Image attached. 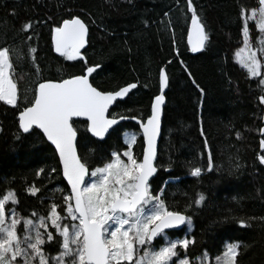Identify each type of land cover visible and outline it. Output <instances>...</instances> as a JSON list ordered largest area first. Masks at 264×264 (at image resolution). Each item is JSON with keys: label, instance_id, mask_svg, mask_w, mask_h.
I'll use <instances>...</instances> for the list:
<instances>
[{"label": "trees", "instance_id": "obj_1", "mask_svg": "<svg viewBox=\"0 0 264 264\" xmlns=\"http://www.w3.org/2000/svg\"><path fill=\"white\" fill-rule=\"evenodd\" d=\"M193 5L209 34L205 49L196 53L190 51L187 41L191 24L187 0H0V47L14 50V78L20 93L17 108L0 101V198L14 191L19 201L16 211L23 217H46L53 203L66 217L63 197L69 195V189L55 150L38 129L29 134L19 128L18 114L29 106L38 82L82 75L86 67L99 63L101 68L90 76L99 90L137 84L128 97L110 108L109 117L115 113L145 120L159 92V71L164 68L169 86L157 146L158 171L151 181L154 194L165 187L167 203L180 211L197 193L205 195L204 205L187 208L186 214L193 217L188 236L196 240L190 256L207 251L208 264H212L227 243L241 241L251 247L239 257V264H264V165L258 159L264 155L260 148L264 134L259 131L264 128V104L259 102L264 92L257 86L259 78H249L235 57L243 42L241 6L250 10L258 2L193 0ZM70 16H79L89 27L88 43L81 51L87 64L79 59L68 61L53 50L50 29ZM29 20L32 29L19 32ZM249 27L253 47H258L260 33L255 22ZM30 46L37 49L35 54H29ZM33 55L41 69L39 75ZM73 121L78 130L77 152L90 172L110 161L113 151L127 149V131L136 132L133 151L141 157L143 141L137 123L122 121L114 126L116 131L98 140L86 131L85 120ZM205 140L209 149L204 147ZM209 151L212 171L207 170ZM194 166L204 169L198 178L189 175ZM42 168L45 171L37 176ZM32 185L40 189L36 196L27 191ZM225 215L243 218L250 227L241 228L235 221L219 223ZM184 230L168 234L180 237ZM52 233L56 235L55 230ZM160 242L157 238L154 244ZM45 250L55 256L59 244Z\"/></svg>", "mask_w": 264, "mask_h": 264}, {"label": "snow or ice", "instance_id": "obj_2", "mask_svg": "<svg viewBox=\"0 0 264 264\" xmlns=\"http://www.w3.org/2000/svg\"><path fill=\"white\" fill-rule=\"evenodd\" d=\"M128 2L132 3V0ZM257 2L258 7L250 10L241 6L243 46L235 55L249 78H259L257 86L264 92V63L258 58L264 57V0ZM187 10L191 12L187 33L189 49L193 53L200 52L209 42V34L196 12L193 0H187ZM250 22H255L260 33L258 47L255 48L250 35ZM32 27L29 20L22 23L18 31L26 34ZM50 35L53 50L61 57L68 61L84 60L87 64L81 50L88 43L89 27L83 19L79 16L63 19L51 27ZM31 38L29 36L28 40ZM13 51L9 47H0V101L17 108L20 93L14 78ZM28 52L35 54L37 49L30 46ZM20 58L17 53V59ZM32 63L39 75L41 69L34 55ZM100 68L101 64L97 63L86 67L82 75H72L59 81L46 79L38 82L29 106L19 112V128L23 133L30 134L34 128L39 129L47 141L55 146L63 177L70 185L71 192L63 197L66 217L59 214L55 203L51 205L46 217H23L16 211L19 201L14 191L0 198V264H208L207 251L195 257L189 255L190 248L196 245L194 237L189 238L186 234L182 239L173 240L167 231L186 225L190 233L193 217L186 214L187 208L204 205L205 195L197 193L187 208L180 211L173 210L167 203L165 187L155 194L152 188V178L158 171L155 162L161 107L165 103L163 93L169 86L166 70L161 68L159 71L161 94L154 97L151 114L144 121L137 120L134 115L117 117L115 113L109 118L110 108L128 97L137 88V84L129 83L114 91L99 90L93 86L89 77ZM192 82L196 84L195 80ZM196 87L199 88V85ZM200 91L203 96V89ZM259 102L264 104V94L259 97ZM74 117H85L86 131L101 140L116 131L114 126H118L120 121L137 120L143 135L142 159L133 151L137 143L136 134L126 133L124 142L127 149L122 154L113 151L110 161L89 173L87 162L77 153L78 130L73 126ZM259 131L264 134V128ZM201 135H205L203 129ZM16 139L20 140V137ZM204 147L209 149L207 140ZM260 148L264 149V139L260 140ZM258 159L264 165V155ZM188 163L191 164V161ZM213 168V156L209 151L207 170L212 171ZM235 168L239 170L240 165L237 164ZM44 171L43 168L39 169L36 175L40 176ZM203 171L199 166L190 167L189 175L198 178ZM229 175H232L231 171ZM88 176L91 182L86 179ZM27 191L36 196L40 189L32 185ZM9 203L11 208L7 207ZM31 215L37 216L35 212ZM67 218H71L72 222L67 223ZM230 221H235L241 228L250 227L245 219L230 215H225L219 223ZM49 222L56 235L48 231ZM157 238L164 240L158 249L154 246ZM53 243L59 244V251L57 255L50 256L45 248ZM250 247L241 241L229 242L223 252L215 257V264H239V257Z\"/></svg>", "mask_w": 264, "mask_h": 264}, {"label": "water", "instance_id": "obj_3", "mask_svg": "<svg viewBox=\"0 0 264 264\" xmlns=\"http://www.w3.org/2000/svg\"><path fill=\"white\" fill-rule=\"evenodd\" d=\"M82 51V50H81ZM58 54V53H57ZM89 79H90V77H89ZM167 89V88H166ZM166 89L164 90V93L166 92ZM163 93V94H164ZM159 94H161L160 93V88H159V92H158V94L157 95H159ZM155 97V96H154ZM154 99V98H153ZM153 99H152V101H153ZM151 104H152V102H151ZM163 106H164V104L162 105V107H161V120H162V113H163ZM150 114H151V106H150ZM19 115V114H18ZM110 118V117H109ZM74 119H82V120H85L86 121V118L85 117H74L73 118V120ZM128 120H130V121H133V122H135V123H137L138 124V127H139V123L137 122V120H132V119H125V120H123V121H128ZM147 120V118L144 120V121H146ZM120 122H122V121H120ZM39 130V129H38ZM39 131H41V130H39ZM160 131H161V124H160ZM139 132H140V134H141V137H142V141H143V135H142V131H141V129H140V127H139ZM41 133H42V131H41ZM43 134V133H42ZM91 134V133H90ZM94 138H96V139H98V140H101L100 138H97V137H94ZM159 138H160V134H159V136L157 137V146H158V141H159ZM46 139V138H45ZM46 141H47V139H46ZM52 147H53V149L55 150V146L54 145H52L51 144V142H49V141H47ZM144 146V145H143ZM78 153V152H77ZM56 155H57V158H58V162H59V157H58V154L56 153ZM142 157H143V147H142V153H141V157H140V159H142ZM60 165V164H59ZM60 170H61V176H62V178H63V180L65 181V183H66V185L68 186V189H69V194H70V192H71V187H70V185H68V183H67V180L63 177V170H62V166L60 165ZM89 173H90V170H89ZM88 177H86V179H87ZM185 227V225H182L181 227H180V229H170V230H167L168 232H178V231H180V230H182L183 228Z\"/></svg>", "mask_w": 264, "mask_h": 264}, {"label": "rangeland", "instance_id": "obj_4", "mask_svg": "<svg viewBox=\"0 0 264 264\" xmlns=\"http://www.w3.org/2000/svg\"><path fill=\"white\" fill-rule=\"evenodd\" d=\"M242 46H243V42H242L240 48H241ZM240 48H239V49H240ZM239 49H238V50H239ZM238 50H237V51H238ZM235 57H236V56H235ZM258 58H259V57H258ZM262 58H263V59H262V63H264V57H262ZM236 61H237V58H236ZM14 75H15V73H14ZM126 133H127V134L135 133V134H136V132H131V131H127ZM126 133H125V134H126ZM139 133H140V132H139ZM124 151H125V150H124ZM122 153H123V152H121V154H122ZM122 158H123V159H126V158L123 157V156H122ZM93 170H94V169H93ZM93 170H92V171H93ZM90 173H91V172H90ZM87 180H88V182H91V177L88 176ZM68 220H69V223L72 222V221H71V218H67V219H66V222H67V223H68ZM77 223H78V221H77ZM53 230H55V229L51 227V224H50V222H49L48 231L53 232ZM21 232H22V229H21ZM188 232H189V230H188L187 226L185 225V230H184V233H183L182 236H180V237H172V236H169V238H170V239H173V240H175V239H177V238H181V239H182V238L185 237L186 234H188ZM163 244H164V240H163V238H161V242H160V244H158V245L154 244V246H155L156 249H158V248H159L160 246H162ZM212 264H215V258L212 260Z\"/></svg>", "mask_w": 264, "mask_h": 264}, {"label": "flooded vegetation", "instance_id": "obj_5", "mask_svg": "<svg viewBox=\"0 0 264 264\" xmlns=\"http://www.w3.org/2000/svg\"><path fill=\"white\" fill-rule=\"evenodd\" d=\"M155 242V241H154Z\"/></svg>", "mask_w": 264, "mask_h": 264}]
</instances>
